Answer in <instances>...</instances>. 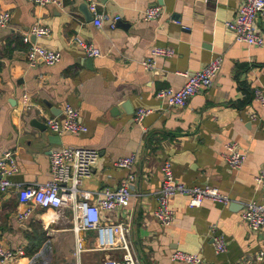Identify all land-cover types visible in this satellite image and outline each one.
I'll use <instances>...</instances> for the list:
<instances>
[{
  "label": "crops",
  "instance_id": "0c3cea01",
  "mask_svg": "<svg viewBox=\"0 0 264 264\" xmlns=\"http://www.w3.org/2000/svg\"><path fill=\"white\" fill-rule=\"evenodd\" d=\"M63 1L62 7H41L28 0H0V8L12 15L9 26L0 27V156L5 151L15 155L19 172L11 181L45 184L51 179L53 151L95 149L99 161L80 189H116L134 175L130 205L104 213L102 220L130 223L142 264H186L172 261L177 250L198 253L206 264H264V258L258 259L264 253V230L252 232L242 220L244 205L262 198L255 177L264 165V112L253 91L264 87V47L237 42L226 26L243 0H99L101 27L83 0ZM157 5L163 7L162 19L144 21V11ZM116 17L120 20L112 28ZM34 27H47L51 35L31 36L26 43ZM255 28L264 36L261 18ZM75 37L92 42L102 56H86ZM31 44L61 52V62L29 65ZM154 47L171 48L175 55L158 58L147 70L142 62ZM218 56L224 63L210 89L195 95L186 108L162 106L158 91L182 88L188 81L184 74L193 75ZM25 95L30 108L23 105ZM66 104L79 110L87 133L59 136L42 126L56 116L52 109L61 115ZM140 108L154 112L138 124L134 117ZM249 111L260 120L250 121ZM233 142L247 154L239 170L223 159ZM133 154L137 161L131 170L114 166ZM166 162L178 181L216 187L230 203L205 200L192 208L189 197L178 195L171 201L175 221L163 227L155 212ZM23 209L17 189L0 194V245L24 251L9 264L75 261L78 238L84 248L81 264H111L122 256L121 251L99 250L94 232L77 235L72 208L35 206L28 219L20 220ZM213 225L227 239L225 253H216L208 237Z\"/></svg>",
  "mask_w": 264,
  "mask_h": 264
},
{
  "label": "built area",
  "instance_id": "2783aa9c",
  "mask_svg": "<svg viewBox=\"0 0 264 264\" xmlns=\"http://www.w3.org/2000/svg\"><path fill=\"white\" fill-rule=\"evenodd\" d=\"M36 6L46 7L54 5L63 6V0H28ZM92 15L97 27L103 24L104 15L99 12V0H83ZM163 7L160 5L148 8L143 13L146 22L162 19ZM261 18L264 22V0H243L238 15L233 21L226 23L229 30L234 32L235 40L239 43L252 47H264V36L259 34L255 28V22ZM12 19L10 11L0 8V27L9 26ZM120 17L114 19L112 28ZM51 30L47 27H34L26 34L24 41L30 43V37H49ZM75 43L83 50L86 56L98 58L102 56L101 50L92 42L80 37H75ZM175 51L171 48L154 47L149 55L143 60L145 69L152 70L156 66L158 58H172ZM29 65L35 66L43 63L47 66L56 65L62 60V53L54 51L38 44H31L27 52ZM224 58L218 56L211 60L203 69L189 75L187 83L180 89L164 88L158 91L157 98L162 106L168 108H186L190 100L200 92L210 89L214 80L222 69ZM254 102L264 112V87H255L253 91ZM23 105L30 108L32 103L28 95L24 96ZM2 108L0 106V117ZM154 112L153 109L140 108L136 111L134 121L141 124L144 119ZM250 121H259L260 118L254 112H248ZM45 124L47 129L56 135L73 134L82 135L88 132V127L80 119L77 108L66 104L62 114L49 116ZM99 151L91 148L66 146L51 153V179L45 184L23 186L15 184L10 177L19 172V165L12 151H5L0 156V194H7L13 189L18 190L20 204L25 206L18 216L20 220H26L32 213L33 207L54 208L62 211L72 208L74 214V231L78 235L82 231L94 232L97 237L98 249L102 251H121L122 256L111 264H142L134 252L131 234L132 229L129 222L103 221L104 213H113L130 205L132 199V184L134 175H129L116 189L106 188L98 193L81 190L84 179L91 173L99 161ZM225 163L233 170H239L247 160L246 152L239 149L237 143H228L223 153ZM136 155H129L117 159L114 166L121 169L131 170L136 164ZM163 180L160 191V199L155 216L163 227H170L175 221V211L171 201L178 195L190 198L189 205L197 208L205 200L228 205L230 199L222 194L216 187L210 185L190 186L178 181L173 172L171 162H166L162 167ZM258 189L262 192V198L251 200L244 205L242 220L252 232L258 233L264 230V165L255 177ZM96 194V195H95ZM213 241V246L218 254L227 252L228 243L226 237L213 225L208 233ZM84 251L81 240H77V260L54 262L51 264H81L78 257ZM24 251H13L0 245V264H9ZM264 253H260L258 259L263 260ZM172 261L186 264H206L203 257L198 253H187L180 250L171 254Z\"/></svg>",
  "mask_w": 264,
  "mask_h": 264
},
{
  "label": "water",
  "instance_id": "95a60500",
  "mask_svg": "<svg viewBox=\"0 0 264 264\" xmlns=\"http://www.w3.org/2000/svg\"><path fill=\"white\" fill-rule=\"evenodd\" d=\"M87 5V4H86ZM85 7H87V6H85ZM93 18V17H92ZM88 63H90V62H88ZM52 113L54 114V115H56L57 116V114L55 113V109H52ZM35 123H37V122H35ZM41 123H37V126H39L40 128L42 127V126H44L46 129H47V126L46 125H42ZM56 138H59L58 136H55Z\"/></svg>",
  "mask_w": 264,
  "mask_h": 264
}]
</instances>
